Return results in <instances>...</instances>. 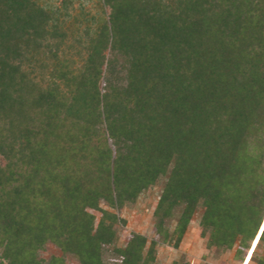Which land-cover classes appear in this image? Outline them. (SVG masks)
<instances>
[{
    "label": "trees",
    "instance_id": "obj_1",
    "mask_svg": "<svg viewBox=\"0 0 264 264\" xmlns=\"http://www.w3.org/2000/svg\"><path fill=\"white\" fill-rule=\"evenodd\" d=\"M0 0V264H157L199 213L264 246V0ZM160 185L155 239L118 211ZM99 213L96 218L94 213ZM58 255L42 256L46 246ZM171 264H187L175 260Z\"/></svg>",
    "mask_w": 264,
    "mask_h": 264
},
{
    "label": "rangeland",
    "instance_id": "obj_2",
    "mask_svg": "<svg viewBox=\"0 0 264 264\" xmlns=\"http://www.w3.org/2000/svg\"><path fill=\"white\" fill-rule=\"evenodd\" d=\"M43 5L48 7L58 6L60 0H40ZM72 6L78 9L79 6H83L89 14L97 15L99 9L97 7L98 0H70ZM160 191V185L148 189L142 194L135 204L126 206L118 211V216L125 221L124 225H120L118 228V245L121 246L130 236L131 233H138L146 237L147 241L155 239V228L153 220V209L158 200ZM96 218H99V213H94ZM199 213H196L188 229L177 249L170 246L159 244L157 246L156 263L157 264H171L175 260H182L187 264H242L248 256H252L259 238H256L252 242L250 250L247 255L245 254L241 262L235 257V246L232 250L216 255L213 251L206 248V238L200 236V228L198 225ZM59 252L51 245L46 246V249L42 252L44 258H48L51 255H58ZM264 254V246L260 247L255 256L254 261L250 264H256L257 260ZM103 264H121L120 259L111 254L103 253ZM69 264H77L74 260H70Z\"/></svg>",
    "mask_w": 264,
    "mask_h": 264
},
{
    "label": "built area",
    "instance_id": "obj_3",
    "mask_svg": "<svg viewBox=\"0 0 264 264\" xmlns=\"http://www.w3.org/2000/svg\"><path fill=\"white\" fill-rule=\"evenodd\" d=\"M252 246V245H251ZM251 249V247L249 248V250ZM248 252V251H247ZM254 252H255V250H254ZM254 252H253V254H252V256H251V258H250V260H249V262H248V264H250V263H252L253 261H252V257H253V255H254ZM246 255H247V253H246ZM246 258V257H245ZM244 258V259H245ZM244 261V260H243ZM245 262V261H244ZM247 264V263H246ZM256 264H264V254L257 260V262H256Z\"/></svg>",
    "mask_w": 264,
    "mask_h": 264
},
{
    "label": "bare ground",
    "instance_id": "obj_4",
    "mask_svg": "<svg viewBox=\"0 0 264 264\" xmlns=\"http://www.w3.org/2000/svg\"><path fill=\"white\" fill-rule=\"evenodd\" d=\"M250 258H251V255H250V256H248V257H247V259L245 260V262H243L242 264H246V263L248 264V262H249Z\"/></svg>",
    "mask_w": 264,
    "mask_h": 264
}]
</instances>
